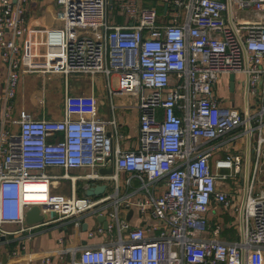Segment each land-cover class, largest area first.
Masks as SVG:
<instances>
[{
    "label": "built area",
    "instance_id": "2783aa9c",
    "mask_svg": "<svg viewBox=\"0 0 264 264\" xmlns=\"http://www.w3.org/2000/svg\"><path fill=\"white\" fill-rule=\"evenodd\" d=\"M30 1L0 0V63L7 69L0 96L6 103L0 107V238L25 233L29 240L52 220L93 210L110 197L78 198L75 183L117 182L122 172L127 174L125 185L138 183L142 195L130 205L140 216L150 215L154 224L131 228L120 220L116 186L106 228L98 233L115 231L117 240L97 248H72L67 258L58 255L59 261L252 264V252L264 253V192L254 194L264 145V0H155L166 7L162 17L155 8L143 7L144 0H55V21L62 26L46 32L44 62L34 61L20 45ZM112 9L125 18V25L109 21ZM50 74L66 80L75 74L103 76L113 111L111 97L136 99V146L119 148L117 120L113 114L108 120L97 117L92 94H69L65 87L61 120L35 119L16 110L12 101L20 77ZM231 75L244 77L246 100L241 107L224 106L213 93L218 78ZM226 136L231 144L248 138L247 176L253 159L242 236L229 243L218 239L221 226L211 228L203 216L211 201L225 208L231 205L219 188L223 180L243 175L239 156L214 159V142ZM110 164L116 174L99 173ZM51 168L62 169V177L71 181L70 197L52 193V181L61 177L48 175ZM81 168L91 173L67 176L69 170ZM32 184H46L42 203L29 201ZM32 205L47 216L43 224H25ZM8 226L19 229L10 232ZM38 256L41 264H52L53 253Z\"/></svg>",
    "mask_w": 264,
    "mask_h": 264
},
{
    "label": "crops",
    "instance_id": "0c3cea01",
    "mask_svg": "<svg viewBox=\"0 0 264 264\" xmlns=\"http://www.w3.org/2000/svg\"><path fill=\"white\" fill-rule=\"evenodd\" d=\"M155 4L156 7L161 8L158 12L159 16L162 17L166 14L167 11L164 10L165 6L160 7L155 0H144V4L152 5ZM26 10V24H27V32L24 37L20 41V45L22 48V52L24 53L27 49L31 52L32 59L37 62H44L47 60L46 58V50H45V38L46 32L51 29H56L59 27V23L55 21V11L57 10L55 0H31L30 3L27 5ZM156 9V8H155ZM157 10V9H156ZM169 12V11H168ZM255 18V15L252 16ZM109 21L115 22L118 25H125L126 21L125 18L122 16L109 15ZM7 75V69L4 65L0 63V96L3 95V89L5 86V78ZM31 75H22L20 77L19 85L17 87L15 98L13 99L12 103L16 110L22 109L27 111L28 113L32 114L31 112L35 111L37 118L35 119H51V115L54 114L52 111H48L45 109V101L43 98V91L42 87L39 88L35 83V85L27 86L26 78ZM35 76V75H33ZM37 77V76H36ZM223 77V80L227 79L228 88L231 84L230 76H220ZM94 77H91L90 84L88 85H75L71 92H69L68 87L66 85V90L68 93L72 94H92L96 98V89L94 87ZM221 78L217 80L215 85L220 84ZM240 81L244 80L243 76H240ZM235 83V76H233V81ZM240 82V85H241ZM67 83V81H66ZM68 86V87H67ZM233 91L235 90L234 85ZM242 87V86H241ZM65 91V88H64ZM229 92V90H227ZM232 91V92H233ZM229 92V93H232ZM28 94L31 96L29 97ZM221 96L224 98V94L220 93ZM244 94H239V98H244ZM19 97V100L16 98ZM108 97V94H107ZM115 97H123L127 98L129 96H113L112 104L115 107L114 111L110 107L109 102V114L110 117L113 114L117 120V131L121 138H119V148L120 149H132L136 146L137 138H138V118L135 109L131 107H122L120 109V114H116L117 107L114 104ZM217 97V96H216ZM228 97V94H227ZM99 99V103L97 102V111L100 112L101 108L105 107V103L101 98ZM220 99V98H219ZM15 100L19 101V106L16 107ZM109 100V98H108ZM240 101V100H239ZM5 101L0 99V107L5 106ZM224 106L232 107L236 106L237 102H232V100H225L222 102ZM40 107V108H39ZM241 107V106H240ZM63 109V107H62ZM37 112V113H36ZM103 112V111H102ZM34 113V112H33ZM33 115V114H32ZM34 116V115H33ZM98 117V113H97ZM101 117V118H99ZM99 119L103 120L105 117L101 114L99 115ZM109 117V118H110ZM62 116L57 117V120H61ZM108 120V119H105ZM230 139L229 136L219 139L215 141L217 148L214 153V159H224L231 151V143L228 142ZM123 144L121 146V142ZM240 146V144H239ZM264 146V145H263ZM241 147V146H240ZM261 158V157H260ZM246 159V158H245ZM261 160V159H260ZM112 164L108 165L107 168L103 170H108ZM251 171L250 176L252 173ZM101 170V169H100ZM72 171H74L72 173ZM260 171V161L258 169L255 173V181L256 176ZM98 172V170H97ZM90 170L88 169H71L67 172L68 177H79L85 176L90 174ZM113 173L116 172L113 169ZM221 173L227 174V170H222ZM47 174L51 176L61 177L56 181H52L53 185H50L52 191L58 190V182L60 181H67L69 183V195L70 197L72 194V183L69 179L63 178L64 171L58 168H51L47 170ZM123 174L124 178L126 179V173H118V180L114 182L113 180H105V181H94V182H86L84 179L79 180L75 183V191L74 195L78 198L84 197L83 191L89 187L91 184L96 185H105V190L103 194L98 197H91L92 200L98 201L106 197H110L108 201L105 203L100 204L98 207H95L93 210L87 211L83 214L77 215L72 218L63 219L57 222H50L42 227H39L31 236L29 240L25 238V233H18L13 234L11 236H6L3 240L0 239V264H41L39 256L41 253H53L54 257L52 259V264H67V261H59L58 255L63 254L66 258L69 256L68 252L72 248H97L100 245L111 244L117 240V234L115 231H112L111 234L107 233H98V229L103 227V222L100 219L102 217L107 220V213L108 211L112 210L111 204L114 203L113 195H115V187L117 186V198L120 200L119 202V212L120 209L123 211L124 220L128 223L129 227L136 228L147 226L150 224H154L153 218L150 215L147 216H140L138 210L131 206V202L136 201L142 197L141 193L137 191L138 183L133 182L130 187H127L123 182V193L120 191V175ZM108 175V174H103ZM245 175V163L243 165V175H236L233 177L240 178ZM261 179V177H260ZM125 181V180H124ZM103 182H108L112 184V192L109 194L107 193L108 186ZM242 183V181H241ZM255 184V182H254ZM241 189H240V188ZM28 189L31 190L33 193L30 196L31 200L34 203H42L45 198V194L42 192H46V186L43 184H32L28 186ZM219 190L227 193L229 199L231 200V205L227 208L219 205L218 203L211 201L208 211L204 213V218L207 221V224L213 228L216 225L221 226V232L218 239L222 242H237L241 239L242 231H241V221L239 217V209L242 201V187L240 184H233V187L229 185L223 184ZM114 192V193H113ZM54 193V192H53ZM57 194V193H56ZM61 194V193H60ZM64 195V194H62ZM66 196V195H64ZM80 196V197H79ZM129 213L131 215L128 218ZM51 221V220H50ZM44 223V221H43ZM42 223V224H43ZM18 226H8L6 230L10 232L18 231ZM88 233H93V237H88ZM206 236H210L206 234ZM17 251V255H13V253ZM263 254L261 252L255 251L251 253V257L253 259L252 264H264ZM5 258V261H4Z\"/></svg>",
    "mask_w": 264,
    "mask_h": 264
},
{
    "label": "rangeland",
    "instance_id": "374dc122",
    "mask_svg": "<svg viewBox=\"0 0 264 264\" xmlns=\"http://www.w3.org/2000/svg\"><path fill=\"white\" fill-rule=\"evenodd\" d=\"M223 1V0H221ZM110 16H114L116 15V12L114 9H112V11H110ZM244 14V13H243ZM234 15H236V13H234ZM59 23V22H57ZM61 23H59V27H61ZM37 76V77H36ZM29 78H26L27 81V86H32V85H37L39 88L42 89V93H43V98L45 101V109L48 111H52L54 114L51 115V119L53 120H57V117L62 116V107H63V101H64V88L66 87V85L68 84L69 87L67 90H69V92H71L72 88L75 85H88L90 84V80H91V76L88 75H81V74H75V75H70L68 76L67 80L64 78V76L59 75V74H50V75H46V76H41V75H31L28 76ZM227 77V76H225ZM240 76H235V82H236V87L235 90L232 93H229L227 90L228 88H226V85H228V81L227 79L223 80V77H219L218 79L221 78L220 84L218 85H213V93H215V95L217 96V98H220V100L222 102H224L225 100H232V102H237V104H235L237 107H240L243 105V101L241 102V99L239 98V94H243L244 93V88L241 87L240 85ZM67 81V83H66ZM94 81V87L96 89V100L99 103V99L101 98L104 103H105V107L101 108V111L98 112V117L99 115H103L105 117V119H110V114H109V100L107 97V91H106V85H105V81L103 76L101 75H95L93 78ZM35 83V84H34ZM112 87L116 88V80L112 79ZM224 94V98L221 96V94ZM72 94V93H69ZM228 94V97H227ZM28 96L30 97L31 95L28 94ZM17 100H19V97L16 98ZM15 100V105L16 107L19 106V101ZM240 100V101H239ZM243 100V99H242ZM249 100H251L249 98ZM114 104L117 107L116 109V114H117V119H118V115L120 114V109L124 106L126 107H131L132 109L136 110L137 113V101L136 99L132 98V97H127V98H123V97H115L114 98ZM40 108V107H39ZM103 111V112H102ZM34 112V113H33ZM31 112L33 118H37L35 117V111ZM37 113V112H36ZM250 113H253V109L250 111ZM101 118V117H99ZM102 119V118H101ZM103 119V120H105ZM121 146L123 144V141L120 143ZM240 144V146H239ZM254 146V139L251 140L250 142V154L253 155L252 152V148ZM231 151L230 154L231 155H237L241 158L243 164L245 163V157H246V137H242L236 140L235 144L231 145ZM260 171L256 176V181L254 184V194H259L261 191L264 192V146H263V150L261 153V158H260ZM250 165H249V172L251 171V165L253 164V159L250 158ZM74 171H72L73 173ZM261 177V179H260ZM245 178V176H242L240 178V176L238 177H229L227 180H223V184L225 185H229L231 187H233V184L236 182V184H240L242 187V191H243V182L241 183V181H243ZM248 180L250 179V175L247 176ZM125 178L124 175L121 174L120 175V191L123 193L124 187H123V182H124ZM104 184H106V186H108L107 189V193L109 194L110 192H112V184L108 183V182H103ZM59 186H58V190L57 191H52V193H57V194H64L66 196L69 195V183L67 181H60L58 182ZM240 188V187H239ZM241 189V188H240ZM114 193V192H113ZM80 197V196H79ZM124 214L123 211L120 209L119 212V219L123 220L124 219ZM78 256V254H77ZM264 256V254H263ZM264 260V257H263Z\"/></svg>",
    "mask_w": 264,
    "mask_h": 264
},
{
    "label": "water",
    "instance_id": "95a60500",
    "mask_svg": "<svg viewBox=\"0 0 264 264\" xmlns=\"http://www.w3.org/2000/svg\"><path fill=\"white\" fill-rule=\"evenodd\" d=\"M166 9V7L164 8V10ZM228 13H229V9H228ZM230 81L231 84L229 86V92L233 91V75L230 76ZM244 100H246V90H245V94H244ZM248 156H249V142H248V138L246 141V159H245V178L243 180V195H242V201H241V205H240V209H239V217H240V221L242 219V214H243V208H244V204H245V199H246V194H247V161H248ZM110 163L112 162V158L109 157L107 159ZM99 173L101 174H108L111 175L113 173V167L111 166L108 170H99ZM105 190V185H91L88 189H85L83 191V195L85 197H98L101 194H103ZM131 215V213H129V216ZM46 215H41L40 214V208L37 205H32L29 207V209L26 211L25 213V224L28 226L31 225H38L41 224L43 222V220L46 218ZM99 220H101L103 222V227L105 228L107 225V222L105 221V218L102 217V219L99 218ZM242 231V228H241ZM242 236V235H241ZM1 240H3V238H0ZM5 261V258H4Z\"/></svg>",
    "mask_w": 264,
    "mask_h": 264
},
{
    "label": "trees",
    "instance_id": "16d2710c",
    "mask_svg": "<svg viewBox=\"0 0 264 264\" xmlns=\"http://www.w3.org/2000/svg\"><path fill=\"white\" fill-rule=\"evenodd\" d=\"M143 7H152V8H156V9H157V12H159L160 9H161V8H159V7H156L154 3H152V5L144 4Z\"/></svg>",
    "mask_w": 264,
    "mask_h": 264
},
{
    "label": "bare ground",
    "instance_id": "6f19581e",
    "mask_svg": "<svg viewBox=\"0 0 264 264\" xmlns=\"http://www.w3.org/2000/svg\"><path fill=\"white\" fill-rule=\"evenodd\" d=\"M44 186H46V184H43ZM29 190V189H28ZM47 191V190H46ZM29 192H32L31 190H29ZM33 193H35V192H32V193H30L29 194V198H30V196H32L33 195ZM45 194V198H44V201H45V199H46V193H44ZM31 200V198L29 199V201ZM31 202H33V201H31ZM251 255V254H250Z\"/></svg>",
    "mask_w": 264,
    "mask_h": 264
}]
</instances>
